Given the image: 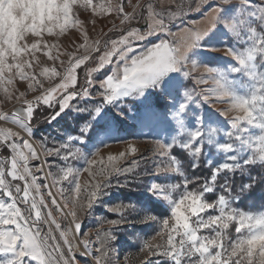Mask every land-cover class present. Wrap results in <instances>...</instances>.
I'll return each mask as SVG.
<instances>
[{
    "label": "snow or ice",
    "instance_id": "1",
    "mask_svg": "<svg viewBox=\"0 0 264 264\" xmlns=\"http://www.w3.org/2000/svg\"><path fill=\"white\" fill-rule=\"evenodd\" d=\"M202 6L210 8L206 25L175 33L169 26L185 7L193 10L190 0L160 10L154 0H0V93L20 105L0 109V264H73L66 254L74 253L73 228L61 221L70 216L79 232L78 213H90L105 189L139 183L144 173L151 177L144 192L111 207L119 218L97 230L94 264H113L118 230L139 239L138 226L154 233L142 241L141 264H264V204L238 206L256 188L264 192V3L197 0L194 10ZM82 10L120 17L117 38L90 41ZM72 31L83 43L61 50L60 38ZM221 47L229 61L205 62L202 51ZM38 54L52 66L40 67ZM19 82H27L24 91ZM43 108L52 110L49 123L69 112L86 119L76 135L52 147L41 141L38 151L22 133L32 136ZM134 109L128 136L151 138L154 158L123 163L138 150L127 143L105 163L99 146L124 140ZM201 162L203 177L195 174ZM81 171L90 178L83 188ZM83 235L87 254L93 242Z\"/></svg>",
    "mask_w": 264,
    "mask_h": 264
},
{
    "label": "rangeland",
    "instance_id": "2",
    "mask_svg": "<svg viewBox=\"0 0 264 264\" xmlns=\"http://www.w3.org/2000/svg\"><path fill=\"white\" fill-rule=\"evenodd\" d=\"M143 3L144 0H141ZM254 3L260 4L264 3V0H253ZM136 0H132V4H135ZM174 3H180V0H154V6L157 7V10L160 8H167L169 5ZM197 0H190V6L193 9L192 11L188 10V7L184 8L185 15L181 18L173 21V23L169 26L170 30L175 33H180L182 29L189 28L195 30L197 28H203L206 25L205 17L210 11L208 6H202L200 11H195ZM210 4L214 3V0H209ZM126 11H131V7L126 4L125 6ZM175 10V9H173ZM81 19L85 21V28L87 29L89 40L95 39H107L112 38L116 39L119 34L120 29V17L116 14H112L105 17H92L91 14L87 11L82 10ZM93 19L95 23H93ZM143 20L139 21V24H143ZM134 26H137V22H133ZM113 25L116 28L112 31ZM164 38L168 39L170 42L173 41V38L170 36H165ZM179 37H177V40ZM77 43H83V38L79 32L72 31L69 34H66L64 37L60 38L59 44L61 45V50H73L74 45ZM40 55L41 65L40 67H51V61H46V57L42 54ZM202 56L205 62L208 63H216L218 62L220 66H223L225 62L229 61L231 58L226 56L223 48L221 47L219 50L213 52L202 51ZM61 59H65V57H61ZM93 64H88V67H93ZM57 67H59V63L57 62ZM37 71L40 69L37 68ZM199 72L203 71L201 67ZM84 69L83 67L79 70V76L83 78ZM58 82V81H57ZM27 82H19L16 84V88L19 91H24L26 89ZM47 87L48 85L45 84ZM33 93L28 94V98H32ZM19 107L20 105L15 104V101L12 102H5V97L3 93H0V109L5 111L13 109V107ZM216 107H223V105L217 104ZM52 114V110L48 108H43L42 110L36 113V116L32 122L33 125V134L31 138L36 142L37 146L41 141L46 142L48 147H52L53 143L59 144L61 142L66 141V138L69 135H76L78 132V125L83 122V119H86V116L77 117V114L74 112H69L67 115H61L57 117L56 120L49 123L45 117H48ZM137 115L136 110L134 109L132 113H130L129 119L124 125V130L121 133L124 140L120 143H109L107 147L99 146L100 147V156L105 158V163H107V156L109 155H118L119 152L125 151L126 144L132 143L137 146V153L134 156H129L128 160L123 162L125 164L129 163L133 158L140 160L141 155L149 160L153 159V150H152V142L151 138L145 137H132L128 136V133L132 132L133 129L129 127L130 125L134 124L135 121L132 119ZM23 135V134H22ZM24 136V135H23ZM25 138V137H24ZM26 139V138H25ZM39 148V147H38ZM40 150V149H39ZM183 155V154H181ZM44 157L41 156V160ZM52 163H59L58 158H49ZM158 159V158H157ZM33 165L38 164L39 161L31 162ZM185 165H187V159L184 160ZM141 166L143 167V162L141 161ZM75 167L83 169L87 167V165L83 161H77L75 163ZM45 170H47V165H45ZM97 168L94 167L93 171H96ZM53 172L56 171L55 168L52 169ZM196 175L206 176L207 172L204 169V165L201 162V168L198 170ZM38 175H43V173H38ZM255 175V173H253ZM80 183L82 188L86 185V183L90 180L88 173L81 171L80 176ZM151 180V177L144 173L142 179L139 183H132L128 187L117 188L111 187L109 189H105L107 193L100 202L96 203L94 207L89 212L85 213H78L79 220L78 222L81 223V229L79 232L74 230V224L69 225V221L71 217H68V220L61 221L63 226H71L73 228V232L69 234V238L73 240L74 244V253H66L68 256L74 255L73 264H94L93 253L95 252L96 247L98 244L96 243V233L97 230H107L108 225L104 223L107 219H116L119 218V214L112 213L109 209L114 207L118 204H127L129 203V199L134 201L140 196L141 193L144 192V186L148 184ZM240 177L239 174L236 176V181L239 183ZM175 182V181H173ZM41 183H45V181H41ZM113 185H115V181H112ZM65 189L70 191V186L67 182H63L61 185ZM74 188V185L71 186ZM45 198L47 199V192L43 190ZM52 192L56 194V197L59 196L56 188H52ZM68 194V193H66ZM84 193H81L83 196ZM211 198V197H209ZM86 203V201H81ZM50 203V201H49ZM261 205L264 204V192L260 190V188H256L254 192L250 195L242 198L241 202L238 204L239 207H247L251 208L253 205ZM67 210V209H66ZM127 211V210H125ZM138 226L136 229L137 232L140 234V238L136 239L133 237V232L129 229L121 228L118 230V243L112 245V251L110 252V257L112 259L113 264H141L143 259V254L140 253V247L142 241L144 239H149L154 233L151 229H144L143 231L140 230ZM84 233H88L87 238L90 239L93 243L89 246L87 254L84 251V247L79 249L75 245V238L77 239L78 243L85 239ZM57 237L59 233H56ZM75 236V237H74ZM83 246V245H82Z\"/></svg>",
    "mask_w": 264,
    "mask_h": 264
},
{
    "label": "bare ground",
    "instance_id": "3",
    "mask_svg": "<svg viewBox=\"0 0 264 264\" xmlns=\"http://www.w3.org/2000/svg\"><path fill=\"white\" fill-rule=\"evenodd\" d=\"M22 134L24 135V137H25L26 139H30V141L34 143V146H37L36 142H35L31 137H29L28 135H26V134H24V133H22ZM37 150L39 151L38 146H37ZM54 194H55V193H54ZM55 195H56V194H55ZM57 199H58V201L60 200V198H59L58 196H57ZM65 211L67 212L66 209H65ZM74 237H75V236H74ZM75 245H76L79 249L82 250L83 246L80 245V244L78 243V241H77L76 238H75Z\"/></svg>",
    "mask_w": 264,
    "mask_h": 264
},
{
    "label": "trees",
    "instance_id": "4",
    "mask_svg": "<svg viewBox=\"0 0 264 264\" xmlns=\"http://www.w3.org/2000/svg\"><path fill=\"white\" fill-rule=\"evenodd\" d=\"M36 113H38V111L36 112ZM36 113H35V116H36ZM34 120V119H33ZM33 122V121H32Z\"/></svg>",
    "mask_w": 264,
    "mask_h": 264
},
{
    "label": "water",
    "instance_id": "5",
    "mask_svg": "<svg viewBox=\"0 0 264 264\" xmlns=\"http://www.w3.org/2000/svg\"><path fill=\"white\" fill-rule=\"evenodd\" d=\"M55 195V194H54ZM66 212V211H65Z\"/></svg>",
    "mask_w": 264,
    "mask_h": 264
}]
</instances>
